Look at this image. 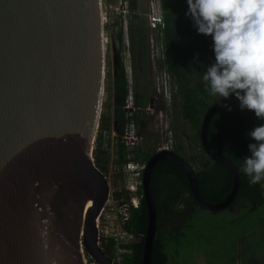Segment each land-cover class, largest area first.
<instances>
[{
	"label": "water",
	"instance_id": "obj_1",
	"mask_svg": "<svg viewBox=\"0 0 264 264\" xmlns=\"http://www.w3.org/2000/svg\"><path fill=\"white\" fill-rule=\"evenodd\" d=\"M105 41L103 0H0V264H85L82 244L101 264H118L98 243L97 219L111 191L93 145ZM222 101L209 107L199 133L208 155L233 173L232 189L210 202L180 153H154L143 174L148 225L142 264H152L158 216L152 173L160 160L183 168L202 209L222 211L239 193V169L209 141L214 115L227 110ZM227 103L236 144L250 154L241 135L243 112L234 99Z\"/></svg>",
	"mask_w": 264,
	"mask_h": 264
},
{
	"label": "trees",
	"instance_id": "obj_2",
	"mask_svg": "<svg viewBox=\"0 0 264 264\" xmlns=\"http://www.w3.org/2000/svg\"><path fill=\"white\" fill-rule=\"evenodd\" d=\"M107 1L116 3L117 0ZM140 1L129 0L132 40L130 50L135 58L137 79V85L135 84L137 108L133 112V119L137 125L143 126L141 121L149 113L146 107L154 101V104L159 103L158 110L165 109L171 115L170 127L174 132L175 145L177 151L184 154L187 153V149L178 139L175 127L182 130V120L188 122L204 152L196 161L200 193L210 202H220L232 189L233 173L227 166L208 155L199 133L209 107L217 100L223 99L209 95L202 81L206 65L214 60L212 39L210 36L197 33L192 19L185 14L188 10L186 0H162L165 18L162 35L164 59L158 63L169 71L173 84L177 86L172 94L171 105L167 106L164 101L156 98L155 75L151 76V66L154 65L150 55L151 28L147 22L146 12L141 13L138 10ZM155 33L156 38H159L158 32ZM119 39L121 42L124 40L122 31ZM122 48L117 49L121 58V68L117 70L115 79L113 71L110 73L111 83L108 85L113 101L110 102L113 113L110 115L102 113L94 147L95 164L105 174L112 159V153L108 148L110 137L104 136L105 131L108 133L116 131L114 138L116 163L120 166L130 155L134 160L147 162L157 152V146L149 145L152 140L151 134L145 137L142 126H139V133L143 135L141 143L130 149L121 140V132L128 121L124 106L128 94V79ZM236 103L238 104L237 101ZM260 122L251 112L248 115L243 113L241 135L246 146L249 142L247 131ZM153 132L158 142L159 133L155 129ZM221 133L224 135L220 138ZM209 141L218 153L232 160L239 169L245 155L236 144L233 116L229 111L220 110L214 115ZM175 169L180 175H185V171L177 163L163 159L156 164L152 173L158 215L152 264H182L185 256L196 250V253L203 254L205 248H211L210 252L205 253L213 256L211 260L216 259L223 262L222 264L255 262L264 264V187L260 184L250 185L248 177L239 171L241 185L235 201L222 211H210L205 217L201 212L206 209L200 208L196 203L189 182H171L170 173ZM118 175L123 180L122 171ZM147 225L148 209L143 197L139 207L132 209L130 219L125 223L128 231L139 236V241L130 246L131 254L126 257L124 264H142Z\"/></svg>",
	"mask_w": 264,
	"mask_h": 264
},
{
	"label": "clouds",
	"instance_id": "obj_3",
	"mask_svg": "<svg viewBox=\"0 0 264 264\" xmlns=\"http://www.w3.org/2000/svg\"><path fill=\"white\" fill-rule=\"evenodd\" d=\"M198 34L210 36L214 60L202 75L212 97L231 112L235 99L241 111L251 112L259 124L246 135L248 153L239 171L250 185L264 187V0H186ZM124 60V66H125ZM126 71V70H125Z\"/></svg>",
	"mask_w": 264,
	"mask_h": 264
},
{
	"label": "built area",
	"instance_id": "obj_4",
	"mask_svg": "<svg viewBox=\"0 0 264 264\" xmlns=\"http://www.w3.org/2000/svg\"><path fill=\"white\" fill-rule=\"evenodd\" d=\"M129 0H117L113 5L118 11L120 19L123 20L126 15H130ZM105 5H103V8ZM147 22L154 32H158L159 38H153L151 41V54L153 60L157 57L159 60L164 59V44L162 42L163 28L165 27V18L163 13L162 0H150L148 10L146 12ZM105 19V16H104ZM156 34V33H155ZM157 34V37H158ZM106 38V37H105ZM126 76L128 79V94L125 98L126 122L122 132L121 140L125 142L128 148H133L143 141V135L139 133V128L133 119V112L136 110L135 100V78L131 59L125 61ZM154 85L156 89L157 99H161L167 106L171 105L173 91L177 86L173 84L172 76L166 68H162L160 74L154 77ZM155 102V101H154ZM154 102L146 107L147 111L153 112L155 109ZM156 113L165 116V124H162L165 137L159 142L157 150L175 149L174 132L170 127V120L167 121L168 111L159 109ZM165 125V127H164ZM166 128V129H165ZM99 130V124L96 131ZM104 136L108 138L110 134L105 131ZM160 136V135H159ZM96 136L94 139V143ZM146 162L143 160H134L131 155L122 165L123 174L122 183L114 186L112 182L110 196L101 209L98 216V243L107 252V254L118 264H124L126 257L131 254V245L139 241V236L125 228V223L130 219L133 208H138L144 197L143 191V174ZM107 175V174H106ZM108 177V176H107ZM109 178V177H108ZM109 181H111L109 179ZM82 253L85 264H101L82 244Z\"/></svg>",
	"mask_w": 264,
	"mask_h": 264
},
{
	"label": "rangeland",
	"instance_id": "obj_5",
	"mask_svg": "<svg viewBox=\"0 0 264 264\" xmlns=\"http://www.w3.org/2000/svg\"><path fill=\"white\" fill-rule=\"evenodd\" d=\"M149 3H150V0H141L139 2V9H138L139 12L141 13L147 12ZM114 4L115 3H109L107 0H103V5H105V7L103 8V12L105 16L104 23H105V37H106V41H105L106 63H105V85H104L101 115L102 113H105L107 115H110L113 113V107H111L110 105L112 98H110L111 93L108 90L109 89L108 85L109 83H111L110 73H112L114 69L115 54L117 52L116 49L123 47L122 51H123L124 60L129 58L132 60V63H134L135 65V58L130 50V46L132 44V40L130 37L131 28H130V19H129L131 12L129 16L126 15V17L123 20H121L118 11L115 9V6H113ZM121 31L123 32V36H124L123 42H121L119 39V35ZM149 35H150L151 40L156 37V34L152 29L149 30ZM151 40H150V48H151V44L154 43ZM153 61H154V65L153 67L151 66V70H152L151 76L152 74L156 76V74L158 73L160 74V72L162 71V67L159 65L158 62L160 60L157 57ZM158 104L159 103H156L157 106L155 107H158L159 106ZM243 113L245 115H248L250 112L243 111ZM168 116L169 118L167 117V121L169 122V120L171 119V115L168 113ZM175 118H176V115L174 114L173 119ZM164 119H165V116H163V114L158 115V113H156V110H154L153 112L148 113V116L145 117L141 121L143 123L145 137L146 135L151 134L152 140L149 143V145L158 146L159 142L164 139L165 133L162 132L164 131L162 124H165V121H166ZM182 122H183L182 130L181 129L179 130L178 127L177 128L175 127V131H176L175 133L178 135L177 136L178 139L181 140L186 146V149H187L186 152L188 156H190L189 150L193 148L192 159L195 160V158H201L204 155V152L201 149V146L198 140L195 139L193 131L191 130L190 124L183 120ZM154 129L160 135L158 142H157V139L154 138V132H153ZM109 133H110V136H109L110 142L108 144V148L110 149L112 153V159L109 164V168L106 169V172H107V176L111 180L110 182H112L114 186H119V184L122 183V179H120V176L118 175V173L121 171L122 165L120 166L118 163H116L115 140L113 138V132L110 131ZM144 143L147 144V142L145 141ZM93 145L95 147V143ZM201 213L203 216L206 217L207 214H210V211L202 210ZM196 251L185 256L182 259V264H222L223 263V262H218L216 259L213 261L211 260V258L213 257L211 254H205L208 251L210 252L211 248L203 249V254H198L196 253ZM239 264H242V263H239ZM246 264H257V263L255 262V263H246Z\"/></svg>",
	"mask_w": 264,
	"mask_h": 264
},
{
	"label": "flooded vegetation",
	"instance_id": "obj_6",
	"mask_svg": "<svg viewBox=\"0 0 264 264\" xmlns=\"http://www.w3.org/2000/svg\"><path fill=\"white\" fill-rule=\"evenodd\" d=\"M131 47V46H130ZM117 50V49H116ZM150 55H151V59H153V57H152V54H151V50H150ZM132 61V60H131ZM153 63H154V61H153ZM132 66H133V70H134V78H135V84L137 85V79H136V75H135V72H136V63H135V65H134V63H132ZM121 68V58H120V55H119V53H117L116 52V54H115V61H114V69H113V73H114V79H115V75H116V73H117V70H119ZM154 106H157L156 104L154 105ZM155 109H156V112H157V110H158V107H155ZM162 108H160V110H161ZM126 124V123H125ZM139 126L141 127L142 126V124H140V125H138V128H139ZM143 127V126H142ZM224 135V133H221V134H219V137L221 138L222 136ZM219 139V138H218ZM219 140H221V139H219ZM169 150H172V149H169ZM158 151V150H157ZM174 151H176V152H178L177 151V148H176V145H175V149H174ZM178 153H180V152H178ZM189 153H190V156H188L187 155V153L186 154H184V153H180L187 161H189L191 164H192V166L195 168V170L197 171V166H196V161L199 159V158H195V160L194 159H192V155H193V148H191L190 150H189ZM195 154V153H194ZM170 176L172 177V183H187V182H189L188 181V177H187V175H186V172H185V175H180L179 174V172L175 169V171H173L172 173H170Z\"/></svg>",
	"mask_w": 264,
	"mask_h": 264
},
{
	"label": "bare ground",
	"instance_id": "obj_7",
	"mask_svg": "<svg viewBox=\"0 0 264 264\" xmlns=\"http://www.w3.org/2000/svg\"><path fill=\"white\" fill-rule=\"evenodd\" d=\"M91 203V202H90ZM90 203L87 205L88 207L90 206ZM85 213V212H84ZM82 220H83V218H80V222L78 221V224L79 223H82ZM80 225V224H79Z\"/></svg>",
	"mask_w": 264,
	"mask_h": 264
},
{
	"label": "crops",
	"instance_id": "obj_8",
	"mask_svg": "<svg viewBox=\"0 0 264 264\" xmlns=\"http://www.w3.org/2000/svg\"><path fill=\"white\" fill-rule=\"evenodd\" d=\"M113 132V138H115L116 135V131H112Z\"/></svg>",
	"mask_w": 264,
	"mask_h": 264
}]
</instances>
